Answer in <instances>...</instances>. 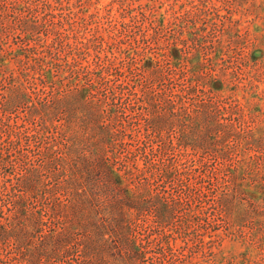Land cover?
<instances>
[{
  "label": "rangeland",
  "instance_id": "rangeland-1",
  "mask_svg": "<svg viewBox=\"0 0 264 264\" xmlns=\"http://www.w3.org/2000/svg\"><path fill=\"white\" fill-rule=\"evenodd\" d=\"M45 1L0 0L7 26L0 27V99L30 136L20 148L47 190L29 201L46 221L34 243L66 229L74 243L90 235L103 241L108 264H264V0H51L52 10ZM28 44L53 45L47 59L59 64L55 79L65 85L38 78ZM32 102L51 105L49 128L43 114L31 116ZM125 133L128 147L120 145ZM50 148L59 154H45ZM57 155L74 167L104 158L128 174L132 191L118 231L106 193L94 199L89 230L70 224L77 197L63 187L70 164ZM150 159L173 164L170 173L150 179ZM1 166L14 178L23 171ZM135 166L143 171L133 175ZM7 186L19 188L15 179ZM195 193L203 202L189 204ZM134 240L145 252L137 261L124 249ZM27 241L3 240L2 254L15 255ZM85 260L78 245L40 264Z\"/></svg>",
  "mask_w": 264,
  "mask_h": 264
},
{
  "label": "trees",
  "instance_id": "trees-1",
  "mask_svg": "<svg viewBox=\"0 0 264 264\" xmlns=\"http://www.w3.org/2000/svg\"><path fill=\"white\" fill-rule=\"evenodd\" d=\"M45 6L49 7L51 10L54 8V4L51 0H46ZM3 8L5 11H9L8 5H3ZM0 15L2 16V13H0ZM53 16L56 17V14ZM52 23L53 25H51V28L59 33L58 29H54L56 22L53 21ZM0 27H2L1 30L7 31V26L2 24V22H0ZM51 44H44L45 46L43 45L44 48H42L41 51H35L36 49L28 44L30 51L35 53V55H27L28 62L34 61V67L35 63H39L41 65V68H39L40 70L37 71V75L39 76L38 78L44 83H56L62 87L65 85L63 79H55L56 74L54 73V67L59 64H57L54 59H47L48 55H46L45 50L51 49L53 46ZM68 64L71 66L69 62ZM147 67L150 68L151 65H147ZM67 72V70L63 72L65 76H67ZM36 77L37 76H34V78ZM72 81H76L75 78H73ZM83 89L86 88H82L81 92L78 90V95L85 98L88 95L87 92L89 93L90 91L88 89L87 91L85 90L86 93L85 96H83ZM62 94L63 93H61L60 97H55V99H53L55 101L53 102H56V100L60 102ZM23 95L29 96L27 93ZM17 99L22 100L23 98L18 95ZM33 103L35 105H33V108H31V116L34 118L35 115L43 114L45 128H49L50 126L48 124V118L51 121L50 125H52V119L50 118L52 111L49 110L51 105L44 103L47 105H44L43 107V104H41V106H37L35 102H32V104ZM46 106L48 109H46ZM4 111H7L5 108V103L4 100L0 99V145L3 146H0V202H2L0 205V244L3 240L6 241L9 239L18 238L19 241L21 240L23 242L28 240V245L25 246V248L18 249L15 255L9 256L2 254L0 247L1 262H4V264H12L14 260H25L31 264H40L44 258H50L52 257L53 253H58L60 251H63L69 256L78 245H81L83 248V254L86 255V260L79 264H108L107 253L103 252L102 249L104 245H100V242L103 241H100L99 239L95 240L92 235L89 237L87 236L88 238L86 237V239H81L74 243L75 240H73L70 232V235H68L66 229H62V233L58 234L53 233V231L57 229H54L53 231L50 229L49 232L44 233L41 236L39 242L34 243L35 230L39 231V228H42L43 225H46V223H44L46 221H44L42 216L38 213H31L29 201L32 197L37 196L39 191H42L46 188H44V184L43 188L41 186L42 181L40 179L39 167H36L33 165V163L29 165V154L23 152V150L20 148V143L22 142L23 138L28 139L30 136L23 135L21 131L18 130L19 128L17 127V124H13L11 122L10 115L6 114ZM125 136L126 133L121 140L120 145L128 147L132 145V143L129 142V140H125ZM129 151L132 152L133 150L129 149ZM48 153H53L56 155L59 154V151L56 148H50L45 154ZM96 153V150H92L93 156H96ZM57 157V160L60 161L59 164L63 165L64 167L66 166L64 162L70 164L69 160L62 158L60 155H57ZM1 162H9L11 165H14V167L15 164L18 163L19 165L23 166V171L15 178L14 176L11 177L13 173L10 170H4L5 167L1 166ZM78 165L79 166L74 167V165L70 164V168L66 169V171L70 170L71 175L63 182V187H69L71 189L72 187L74 188L73 191L76 192L75 198L77 197L75 203H73V206H71L73 209L70 215L72 218L70 224H72V226L74 225L89 230L93 226V224H90L92 218L90 220L88 218L92 213V209H95L94 199H100V197L106 193L108 197L106 203L110 211L115 214V224L113 225V229L118 231L120 224L119 221L126 217L123 203H125L126 197L130 198L131 195L129 192L132 191L131 186L126 178V175L128 174L125 172L123 173L121 169H118L113 164L108 165L107 160L105 161L104 158H102V161H98L96 163L92 161H86L82 162V164L79 163ZM172 165L173 164L171 163L160 165L154 160L150 159V165L147 167L151 172L150 179H155L157 176L156 174L158 173L169 174ZM86 167L88 171L86 170ZM174 168L178 178L180 179V177L184 174L183 171L177 167ZM94 171L96 173L93 176L92 174ZM129 171H131L134 175L135 173H138V171L143 170L142 168H137V166H135ZM8 179L17 180L19 187L18 191H12V189L8 188ZM76 182H78L80 185V188L78 189L74 187ZM42 192H47V190ZM188 197L189 199L186 201L189 204L192 202H203V194L201 195V193L188 194ZM62 204L63 203L61 201L57 200L58 206H62ZM57 205H53V208L55 209V206ZM9 212L13 213L10 214ZM83 217H86V221H84ZM18 225L22 227L19 229L17 228ZM128 240L129 239H127L125 242ZM124 249L130 250L132 258H135L136 261L145 256L143 246L140 245L136 240L133 242H128ZM120 256L126 255H124L123 252L120 254Z\"/></svg>",
  "mask_w": 264,
  "mask_h": 264
}]
</instances>
